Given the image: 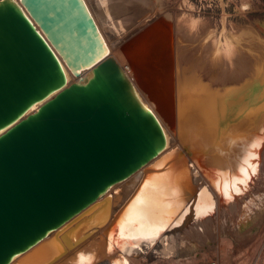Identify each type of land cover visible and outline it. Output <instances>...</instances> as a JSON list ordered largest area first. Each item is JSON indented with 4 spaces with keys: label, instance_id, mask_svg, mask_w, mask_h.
<instances>
[{
    "label": "bare ground",
    "instance_id": "1",
    "mask_svg": "<svg viewBox=\"0 0 264 264\" xmlns=\"http://www.w3.org/2000/svg\"><path fill=\"white\" fill-rule=\"evenodd\" d=\"M84 1L109 54L155 110L166 148L111 185L85 212L89 217L71 223L80 220L71 237L99 224L65 257L53 260L61 246L47 237L13 261L206 264L215 256L223 264V255L264 227V24L247 19L229 35L223 24V38H213L212 27L197 28L196 18L185 20L183 12L172 21L168 0ZM157 14L161 30H170L166 94L160 97L144 60L135 55L128 63L119 49ZM63 67L67 82L75 80ZM242 123L247 129L239 132Z\"/></svg>",
    "mask_w": 264,
    "mask_h": 264
},
{
    "label": "water",
    "instance_id": "2",
    "mask_svg": "<svg viewBox=\"0 0 264 264\" xmlns=\"http://www.w3.org/2000/svg\"><path fill=\"white\" fill-rule=\"evenodd\" d=\"M162 18L119 46L128 63L144 60L155 97L166 94ZM165 148L155 110L109 54L84 0H0V264L47 237L61 246L53 260L65 257L99 224L71 237L80 220L71 223Z\"/></svg>",
    "mask_w": 264,
    "mask_h": 264
},
{
    "label": "rangeland",
    "instance_id": "3",
    "mask_svg": "<svg viewBox=\"0 0 264 264\" xmlns=\"http://www.w3.org/2000/svg\"><path fill=\"white\" fill-rule=\"evenodd\" d=\"M131 1L133 0H128V2ZM133 12L134 10L128 12V14H132ZM166 12L169 14V17L170 19H172V21L175 20V14H179L182 12L185 13V20H190V18L193 17L196 18L197 28L205 25L207 27L210 26L213 28V38H223V36H220L223 24L226 27L224 30L226 32L225 34L227 35H229L230 32H233L235 26L239 22H245L247 21V19L249 20L257 18L258 20L260 19V21L264 24V11H262V9L258 6H253L252 11L245 14H238L237 12H235L231 16L227 17H219L218 15L211 17L208 14L198 15L186 10L182 7L180 0H168ZM223 209H226L225 206H223ZM79 218H81V216ZM263 239L264 227L261 228L259 233H257L254 238L250 239L242 246L237 247L233 251H229L227 254L223 255L221 261H223V264H264ZM212 258L217 261V257L213 256ZM217 264H220L219 260L217 261Z\"/></svg>",
    "mask_w": 264,
    "mask_h": 264
},
{
    "label": "built area",
    "instance_id": "4",
    "mask_svg": "<svg viewBox=\"0 0 264 264\" xmlns=\"http://www.w3.org/2000/svg\"><path fill=\"white\" fill-rule=\"evenodd\" d=\"M182 7L186 10L198 14L209 16H231L233 13L245 14L252 11L253 6H258L264 11V0H180ZM242 3L248 5L247 9L242 8ZM206 264H217L211 259Z\"/></svg>",
    "mask_w": 264,
    "mask_h": 264
},
{
    "label": "clouds",
    "instance_id": "5",
    "mask_svg": "<svg viewBox=\"0 0 264 264\" xmlns=\"http://www.w3.org/2000/svg\"><path fill=\"white\" fill-rule=\"evenodd\" d=\"M247 7H248V5H243L242 6V8L245 9V10L247 9Z\"/></svg>",
    "mask_w": 264,
    "mask_h": 264
}]
</instances>
